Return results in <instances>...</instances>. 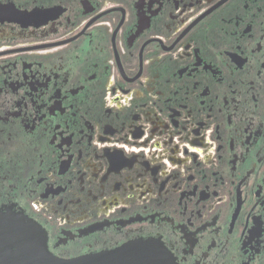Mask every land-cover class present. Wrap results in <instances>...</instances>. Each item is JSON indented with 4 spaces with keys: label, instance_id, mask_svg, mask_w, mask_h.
Returning <instances> with one entry per match:
<instances>
[{
    "label": "flooded vegetation",
    "instance_id": "obj_1",
    "mask_svg": "<svg viewBox=\"0 0 264 264\" xmlns=\"http://www.w3.org/2000/svg\"><path fill=\"white\" fill-rule=\"evenodd\" d=\"M0 213L264 264V0H0Z\"/></svg>",
    "mask_w": 264,
    "mask_h": 264
},
{
    "label": "water",
    "instance_id": "obj_2",
    "mask_svg": "<svg viewBox=\"0 0 264 264\" xmlns=\"http://www.w3.org/2000/svg\"><path fill=\"white\" fill-rule=\"evenodd\" d=\"M5 224L7 229L3 227ZM4 233L10 238L0 239V264H154L140 261L142 257H153L154 253L160 254L163 264L164 249L152 240L135 241L115 251L64 259L53 255L46 229L33 218L0 213V236Z\"/></svg>",
    "mask_w": 264,
    "mask_h": 264
}]
</instances>
